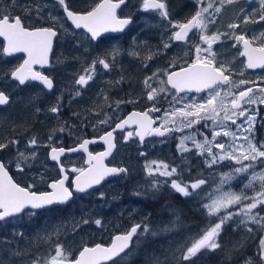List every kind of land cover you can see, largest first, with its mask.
I'll use <instances>...</instances> for the list:
<instances>
[{
	"label": "snow or ice",
	"instance_id": "1",
	"mask_svg": "<svg viewBox=\"0 0 264 264\" xmlns=\"http://www.w3.org/2000/svg\"><path fill=\"white\" fill-rule=\"evenodd\" d=\"M126 2L127 0H99L94 5H89V10L77 12L70 9L66 0H56L63 10V16L49 12L47 16L51 22L49 26L30 29L25 26L21 16L12 14L19 6L16 0H13L11 5L0 11V37L6 42V45L0 49V58L11 57L15 53H26L27 58L17 66L0 69V79L15 82L16 87L25 86L30 82H39L43 89L51 91L54 88L53 79L40 71H35L33 66L43 67L49 64L54 38L60 35L70 36L75 41L74 48L83 47L84 49L83 53L70 57L81 65V69L73 73L75 78L70 81V91L73 99L81 96L82 90L98 75V66L105 71H110L116 66L117 57L121 54V49L116 45L103 53L91 56L90 62H86L88 58L85 54L89 53V45L103 34L121 33L132 23L130 15L123 18L117 15V10L122 5H126ZM234 3H237V0H195L196 10L190 17L173 20L167 0H140V10L156 13L162 21L167 22L165 27L170 32V36L163 43V48H170L173 41L190 44V52L194 50V59L179 71L157 69L150 76H145L141 96L130 94L127 100L119 99L109 102L110 97L103 89L101 90L100 95L104 97V103L99 104L94 101L93 106L85 110L86 113H94L97 117H101L102 114L101 118L95 120L94 128L112 122L113 116L105 111V108H112L115 112L122 104L137 103L145 94L147 101L153 102V106L146 111H133L126 119L116 123L111 131L101 136L100 139L108 146L107 150L95 156L88 153L87 164L89 166L87 168L73 167L66 170L60 162L66 149L52 146V142L56 132L62 133L66 130L65 124H59L57 128L51 130L47 137V144H43L37 135H31L23 151L20 150L21 141L18 138L0 137V152L15 149V155L11 160H0V227H7L9 224L22 220L25 216L34 219L41 213L51 212L54 207L67 205L74 200L75 194H88L90 189L100 185L107 177L127 178L130 172L127 167H107L104 164V159L112 155L116 147L113 142V133L117 129L124 131L132 124L137 125L135 133L128 131L124 139L126 141L135 135L143 143L145 136L163 137L172 131L183 133L185 129H194L202 121L204 122L203 127L207 129L209 128L207 122L211 121L210 139L199 129H195L179 138L177 150L181 154L190 152L191 149L187 146V142L190 141L197 150L196 154L205 156L204 163L208 168L214 166L230 168L228 172L219 173V184L215 192H209L203 187L207 184V180L199 175L194 179L184 180L183 170L178 171V167H171L167 163L155 160L144 165L146 178L150 179L143 186L137 185L132 193L134 196H150L155 200L167 187L182 197H199L201 201L206 200L207 202L201 203V208L208 218V223L196 233L182 236L179 241H170L168 247L163 250L162 256H157L154 252L146 253L147 264H198L203 256L215 253L217 250L222 252L223 264H231L235 254L241 252L245 245L234 243L229 248L221 244L220 237L227 225L233 224V231L242 229L246 233L245 239L251 238L256 232L264 233V214H262L264 213V141L256 142L255 114H249V110L244 107L245 104L256 103L257 98L255 94L249 95L253 93L252 87L240 90L238 94L230 90L238 86L231 84L230 76L225 74L229 69L224 63H219L217 66L216 54L213 51L214 44L222 40H232L235 42L233 47L242 44L243 51L240 55L247 57V68L264 67V32L253 35L251 38L246 37L245 34L236 33L241 24H255L264 21V0H259L258 16L241 8L238 15L242 16V19L239 23H230L229 32L217 31L208 34L209 26L215 24L216 17L223 7ZM45 7H47L45 4L36 5L35 12L40 19H44L42 13ZM24 13L25 16H30L31 9L25 7ZM67 21L71 22V26H66ZM80 29L84 32L77 33L76 30ZM195 38H198V42ZM133 41L135 44V37ZM144 46L147 47L146 42ZM190 52L185 55H189ZM158 54L159 52L149 50L145 56L141 57L144 66L148 67L146 62ZM128 55L140 56V52L133 48ZM68 59L69 57L58 59L57 63H64ZM170 66L174 67L175 61ZM124 79L125 77L121 76L119 80L110 81L109 86L119 85ZM153 82L157 85L156 87L153 86ZM245 83L246 81H240L241 85ZM168 85L171 89H175L176 93L193 89L201 92L207 89V97L202 103L193 102L180 108L173 105L170 111L165 112L166 118L160 127H153L154 120L149 113L160 111L155 106V102L162 93L170 91ZM260 92L264 94V88L260 89ZM229 97H231L230 100ZM62 99L63 95L58 96L47 109V112L53 114V118L57 121H59L62 108ZM172 99L179 103L183 97L177 98L173 95ZM8 103L9 96L4 91H0V106ZM260 103H264V95L261 96ZM40 111V108H35V112ZM73 115L80 117V113H73ZM241 117L243 121L238 124L237 120ZM176 118H179V126L169 127L170 124H176ZM229 121L235 126L234 131L228 124ZM27 130L28 128L25 127V131ZM197 135L202 136L203 139H197ZM219 137L229 139L225 141L218 139ZM241 140L242 143L239 142ZM92 142L85 139L78 148H71L67 151L88 152V145ZM41 146L50 148L48 156L51 161L56 162L59 168L58 178L55 179L48 180L43 173H39L40 182L46 183L50 191L33 190L36 188L35 180L21 186L9 175V166L12 164L20 173L31 169L33 165L29 161L39 159L37 149ZM140 154L144 155V153ZM233 165L236 166L233 167ZM44 167L47 170L48 165L44 163ZM69 171L76 173L70 183ZM158 177L164 179L161 180ZM238 177L246 181L239 192L222 191L225 184H229ZM249 190L253 193L252 195H248ZM216 192L220 195H216ZM99 198L103 200L105 193L100 192ZM118 198V194L113 197V199ZM172 211L174 219L163 227L153 229L150 224L146 223L147 217H143L140 222H134L123 233L115 235L108 246L96 243L93 246L80 244L74 247V240L67 244L61 240V237L67 239L69 235H78L85 225L94 224L98 228H103L102 217L85 218L81 216L79 219L70 217L57 222H50L45 218L42 228L37 230L36 239L50 247L45 253L32 259L29 264H108V262L127 264L128 259L145 242L146 237H156L179 229L180 212L177 209H172ZM131 217L132 214L129 213V219ZM253 225L255 228L252 227ZM13 237L24 238L25 234L14 230ZM134 238L135 247H133ZM5 251L6 249L0 248V264H11L10 259L5 258ZM19 254V251L11 252L12 256ZM243 264H264V236H261L256 252L244 257Z\"/></svg>",
	"mask_w": 264,
	"mask_h": 264
},
{
	"label": "flooded vegetation",
	"instance_id": "2",
	"mask_svg": "<svg viewBox=\"0 0 264 264\" xmlns=\"http://www.w3.org/2000/svg\"><path fill=\"white\" fill-rule=\"evenodd\" d=\"M52 1V0H50ZM169 0H167L168 3ZM257 1V0H253ZM56 2V0H54ZM69 7L73 11L81 12L85 10H89V5H94L95 3L99 2V0H92L91 3L88 6H81L79 3H75V0H66ZM187 7L186 11L184 13H175L170 12L171 18L173 20H183L186 17H190L196 10V4L195 0H185ZM242 0H237V3L229 4L225 6V9L223 7L221 13L216 17L215 24H212L209 26L208 34H211L213 32H229L230 29H228V25L230 23H239V20L237 18V14L231 12V8L238 7L241 4ZM36 5L33 6L31 15L24 19L22 17L23 22L25 26L31 28L41 27V26H49L51 22L47 19V16L44 12L48 11V5L43 10V17L44 19H40L37 17L35 12ZM17 15V14H13ZM56 15L63 16V10L60 8V6L57 4V13ZM117 15L120 17H126L131 16L132 17V23L129 24L125 30L121 33H105L103 34L97 41L92 42L89 45V53H86L87 61L90 62L91 56H94L98 53H103L105 50L110 49L113 45L118 46L121 49V54L117 57V63L116 66L110 70L105 71L102 70L99 66L97 68L98 75L95 77L93 81L89 83V85L82 90L81 96L76 97L73 99L72 93L70 91V81L73 80L75 77L73 76V73L75 71H78L81 69V65L70 59L72 55L80 54L84 52L83 47L81 48H74L73 44L75 43L74 39L70 36H64L60 35L57 38H54L53 41V51L49 56V64L44 65L41 67L40 65H34L35 71H40L45 75L50 76L53 79L54 82V88L51 91H48L46 89H43V86L39 84V82H30L26 84L25 86H20L22 89V92L27 91L28 89L35 87L38 90L36 92H39L40 94V105L39 108H42L43 112H35L31 119V124H33V127L38 121H44V127L48 126L51 127L50 130L53 128H57L59 124H67L68 122H74L76 125H73L72 130L70 131L71 134H77V130L85 129L87 126V131L84 132V134L80 135L79 137L71 136L67 133V135L62 134L61 132H56L53 137L54 140L52 142V146L56 147H64L66 149L65 155L60 158V162L63 164L66 170H70L71 168H87L89 165L87 164L88 160V153H91L92 155H97L101 152H105L107 150V144L100 139L101 136H103L107 131H111L116 123H119L120 120L126 119L128 115H130L133 111H146L147 109L151 108L153 106L152 103H146L145 97L146 94L143 95L139 101L135 104H122L120 105L119 109H117L115 112H113L112 108H105V111L112 114L113 119L112 122L108 125H100L96 128L93 127V124L96 119H99L102 117H97L94 113H86L85 110L89 109L93 106V102L103 104L104 103V97L100 95L101 90L103 89L107 95L110 97L109 102L113 100H119L124 99L127 100L130 98V94L134 96H141V92L143 89V79L145 76H150L153 72H155L157 69H168V71H179L180 68L186 66L187 63H191L194 59V50L190 52L191 45L185 44L183 42H171L172 46L168 49L163 48V43L168 40V37L170 36V32L166 29V21H162L161 18L158 16V14L153 12H145L140 10V0H127L126 5H122L120 9L117 10ZM20 16V15H19ZM31 20V21H30ZM66 26H71V22L67 21ZM74 27V26H72ZM77 33H83L84 30H76ZM255 28L249 27L247 30H242L241 26L239 29L236 30L237 34H245L246 37L251 38L253 35V32H255ZM191 35V34H190ZM135 37V44L133 41V38ZM196 42H198V38H195ZM145 42L147 44V47H145ZM235 42L232 40H222L218 42L217 44L213 45V51L216 54V61L217 66H219V63H224L226 67H228L229 71L226 72V75L230 76V81L232 85H236L238 87L231 88L230 90L232 92H235L238 94L240 90L247 89L246 86H241L240 81H236L237 78L240 77V65L242 64L245 66V70L248 71L247 74H261L264 73V67H256V68H247V60L244 58V56L240 55V52L243 51L242 44H237L236 47H233V44ZM0 45L5 46L6 42L3 40L2 37H0ZM206 47V45H204ZM133 48H136L140 52V56H130L128 55V52L132 50ZM149 50L151 52H159L158 55H155L151 60H148L146 63L148 67L144 66V62H142L141 57L145 56ZM189 55H185V53H189ZM64 57H69L68 60H65L64 63H57L58 59H63ZM7 59V57H5ZM10 59H13V61L16 62L17 65L23 62L24 59L27 58L26 53H15L11 57H8ZM175 61V66L171 67L170 65ZM64 68L65 70V77L61 76V70ZM121 76H124L125 79L119 84L115 86H109L110 81L119 80ZM166 79V77H163ZM258 81V80H255ZM249 83V82H248ZM256 82L250 83L253 85ZM249 85V86H251ZM153 86L156 87L157 85L155 82H153ZM168 88L170 91L168 93H162L160 97L157 99L158 108L160 111L158 112H150V116L154 120L153 127H160L162 121V114L165 113L166 108L170 105H174L176 102L173 101L172 97L173 95H176L177 98L183 97L182 100H180L179 103H186L188 102V98H199L201 100H204L207 97L208 90L205 89L201 92H196L195 89L192 91L186 90L183 93H176L175 89H171V86L168 85ZM225 88H228V86H225ZM5 94L9 96V103L6 106H0L1 109L5 110L10 107H13L16 103L17 96H19V93H14L10 91H4ZM223 94V93H222ZM63 95V99L61 101L62 108L59 115V121L53 118V114L47 112L48 107L56 101V98L58 96ZM249 95H253V93H250ZM231 97H229V100ZM160 100V102H158ZM251 106V107H250ZM245 104L244 107L249 110V113L251 110L256 109V104L254 103L252 105ZM260 109L264 110V105H260ZM42 113H46V116H43ZM73 113H80V117L74 116ZM16 115H14V118H16L19 114V112H15ZM223 114V113H221ZM85 116L87 118H85ZM243 118V117H242ZM66 122V123H65ZM83 122H86L87 124H82ZM85 126L82 129H76V126L82 127ZM169 127H175V126H169ZM137 129V125L132 124L129 127H126L124 131H121L117 129L113 133L114 140L116 147L112 152V155L106 157L104 159V164L107 167H128L129 164L137 163L136 161H140L137 165H142V168H144L145 161L156 159V160H163V161H170L169 159L172 158V164H169L171 167H178V171L183 170V179L189 180L196 178L198 175L204 179L207 180V177L210 179V173H215V168H208L204 162L200 160L199 157H197L194 152L190 153H183L181 154L179 151H176V142L175 140H172L173 137L177 135V131H172L169 134H166L165 136H157V135H150L145 136L143 143L140 142L139 137L133 135V137L128 138L126 141L124 137L126 136L128 131H132L135 133ZM43 134L44 138L42 140L43 144H47V137L51 133L47 131ZM188 131V130H187ZM90 140L93 141L88 145V152H84L83 150H79L76 152H69L68 149L71 148H78L79 144L83 140ZM167 140H169L171 143L170 145L167 143ZM157 142V145L155 146L156 149H158V152H156L155 156L154 154H149L150 152L147 151L146 147L149 144ZM169 145V146H168ZM188 146V144H187ZM162 148H168L173 147L174 151L172 153L165 152L163 153L160 149ZM37 162L33 165L31 169H26L25 174L31 172L32 175L27 176L26 178L21 179L20 172L16 170L12 165L9 166V175L12 176L13 180L20 183L21 186H25L28 183H32L33 180L36 182V188L33 190L38 191H50L48 189L46 183H38V177L37 175L39 173H43L45 171V175L48 178V180L58 178V165L56 162L51 161L48 153L50 152L49 147L41 146L39 147ZM134 152L144 153V155H141V159L134 158L132 154ZM15 155V149H10L7 151L2 152V156L0 157V160L9 161L11 160ZM202 158V157H201ZM188 159L192 161L193 163L188 165ZM46 164L48 165L47 170L46 169H40V164ZM191 168V172L188 170ZM130 170V169H129ZM222 172H228L227 169H225ZM209 173V174H208ZM23 174V173H22ZM76 173H71L69 171V183L71 180L75 177ZM35 178H32V177ZM135 176V172H129V175L127 178L124 177H112L108 181H106L103 185L100 187L90 191L88 194H75L74 200L67 204V205H60L57 207H54V209L51 212H44L41 213V215L48 216V218L51 221H58L63 218V213L65 210H69L71 208H76L80 205L81 198L85 196L94 197L98 195L100 192L103 191H112L116 194H125L129 190H131L130 187L127 186H119L116 183L118 181L131 179ZM146 175L143 173H137L135 176V179L145 180ZM28 178V179H27ZM150 179V178H148ZM160 179V178H159ZM110 185H113V187L110 189ZM143 186V185H141ZM208 187V180L207 184L205 185V188ZM135 189L131 190L132 193ZM162 195L164 196H176L179 195L178 193H174L171 190H169L167 187L164 188ZM180 196V195H179ZM135 212V211H134ZM148 215L150 212H147ZM147 215V216H148ZM145 214H142L141 212L137 215H134L133 218L136 219L137 222H140V220L143 217H147ZM28 217H24L22 220L15 222L13 224H21L22 227L26 228V225L29 222ZM128 222V220H126ZM146 223L150 224L149 220L146 221ZM9 224V225H13ZM133 223H131L132 225ZM8 225V226H9ZM151 225V224H150ZM131 227V226H130ZM2 228V227H0ZM5 235L9 236V232H7L6 229H3ZM160 240L159 237H151L148 236L145 238V242L141 245L139 255L133 259L128 260L127 264H140V262H143L144 264H147V258L146 253H155L157 256H161L159 246H156L158 241ZM8 241L7 238H4V241L2 240V236L0 237V244L2 245V248L5 245V242ZM112 242V240H111ZM111 244V243H110ZM109 244V245H110ZM153 245L152 248H150V245ZM104 245V244H102ZM108 246V245H104ZM133 247H135V238L133 242ZM145 247H149L145 249ZM145 249V250H144ZM149 251V252H147ZM5 254V253H4ZM8 257H10L11 262L19 261L17 256H12L11 253L8 254ZM29 262L32 260L33 256L32 254L28 255ZM108 264H112V262H108Z\"/></svg>",
	"mask_w": 264,
	"mask_h": 264
},
{
	"label": "rangeland",
	"instance_id": "3",
	"mask_svg": "<svg viewBox=\"0 0 264 264\" xmlns=\"http://www.w3.org/2000/svg\"><path fill=\"white\" fill-rule=\"evenodd\" d=\"M92 0H75V3H79L81 6H88L91 3ZM16 2L18 3V7L15 9V11L12 14H17L20 15L22 17H24V19L26 20V18H28L29 16H25L24 13V8L28 7L29 9H31V13H32V9L33 6L37 5V4H45L48 5V11H45L44 13L46 15H48L49 12H51L53 15H56L57 13V3L54 2V0L50 1V0H16ZM13 3V0H0V11H3L5 9L6 6L11 5ZM239 5L238 7L235 6V8L229 6L231 8V12L235 13V14H239V11L241 8L245 9L246 12H251L253 13L255 16L259 15V0L257 1H253V0H242L241 4H237ZM168 6H169V11L170 12H175V13H184L186 11V7L187 4L185 2V0H169L168 1ZM225 9V6H224ZM9 11H11V9H9ZM238 20L240 21L242 19V16L238 15L237 16ZM31 21V20H30ZM254 27L255 28V32H253L252 35H258L259 33L264 32V21H261L259 23H255V24H241V29L242 30H247L249 27ZM0 49H2V46L0 45ZM17 66L16 62L13 61V59H10L7 57V59L5 57L0 58V69H6V68H10V67H14ZM248 71L245 70V66H243L242 64L240 65V77L236 79V81H246L245 84L241 85V86H246L248 87H252L253 88V94H255V97L257 98V102L256 104V109L255 110H251L249 114H255V139L256 142L259 143L261 141H264V110L260 109V105H264V103H260V98L262 95L260 92V89L264 88V73L261 74H247ZM61 76L65 77V70L64 68H62L61 70ZM258 80V81H255ZM249 82V83H248ZM252 82H256L253 85H251L250 83ZM251 85V86H249ZM36 90H38L35 87H32L30 89H28L25 92H22V89L20 87H16L15 82H11L5 79H0V91H10V92H14V93H19V96H17V99L15 101V105L13 107H10L8 109H1L0 108V137L3 136H7L8 138H18L21 143L19 145L20 150L23 151L24 150V145L27 141V139L35 134L37 135L41 142L44 138L43 134L46 132V129H48L47 131L51 132V127H44V121H38V123H36L33 127V124H31V119L34 115V110L35 108H39L40 105V94L39 92H36ZM146 99V97H145ZM31 101V102H30ZM146 103H152L150 101H147V99L145 100ZM160 102V100L158 101ZM193 102L196 103H202L204 102V100H201L199 98H188V102L186 103H175L174 106L176 108H180L183 107L185 104H191ZM253 106V104H251ZM155 106L158 107V103L155 102ZM173 105H170L169 107L166 108V111H170L171 107ZM250 106V105H249ZM251 107V106H250ZM42 111V108H40ZM165 111V112H166ZM15 112H19L18 116L16 118H14ZM43 116H46V113H42ZM223 115V114H221ZM165 113L162 114V119L161 121H163L165 119ZM235 118V117H234ZM243 121V118H239L237 120V123L240 124ZM203 121L201 122V124H198L195 126L194 129L190 130V129H185L183 133L177 131V135L175 137L172 138V140H175L176 142V151L177 150V144L179 143V138L182 135H186L188 134L190 131H193L195 129H199L200 132H203L205 135H207L209 137V139L211 138V121H208L207 123L209 124V128L205 129L203 127ZM82 124H87L86 122H83ZM228 124L232 127V130H235V126L231 125V121L228 122ZM76 125L74 122H68L67 124H65V131L62 132V134L67 135L70 134L71 136L74 137H79L80 135L84 134L85 131H87V128H89L88 126L85 129V126L82 125V127H78L76 126V129H82V130H77L76 133L77 134H71L70 131L68 130H72V126ZM169 126H175L178 127L179 126V118H176V124L175 125H169ZM25 127L28 128L27 131H25ZM246 127V125H245ZM15 129V130H13ZM188 130V131H187ZM197 139H203L202 136L197 135ZM218 139L220 140H228L229 138L227 137H219ZM54 140V137H53ZM170 141L167 140V143L170 145L171 143H169ZM239 142H243L242 140ZM188 147L191 149L190 152H194V154L200 158V160L202 162H204L205 160V156H199L197 155V150L195 149V147L192 145V143L189 141L187 142ZM157 145V142L149 144L146 149L147 151H149V154H156V152H158V149L155 148V146ZM168 145V146H169ZM161 151L163 153L168 152V153H172L174 151L173 147H168V148H162L160 147ZM39 148L37 149V154L39 152ZM215 151V149H214ZM188 152V153H190ZM2 156V152H0V157ZM39 156V155H38ZM132 156L134 158H139L141 159V156L138 152H134L132 154ZM202 157V158H201ZM162 161L164 163L167 164H172V158H170L169 162L168 161H163V160H156L151 159V160H146L145 164L150 162V161ZM37 162V160L35 161H29V163H35ZM137 163L133 164H129L128 167L130 169L131 172H135V176L137 173H143L146 175L144 168H142V165H137L138 163H140V161H136ZM46 163V162H44ZM193 163L192 161H190L188 159V165ZM227 164V162H225ZM12 166L15 168V165L12 164ZM236 165H233V167H235ZM40 169H45L44 164H40L39 165ZM213 168H215V173H208L211 177L209 179V177H207L208 180V191L211 190L210 192H215V189L217 187V185L219 184V173H221L222 171H224L225 169H227V171L230 170L229 167L225 166V167H220V166H214ZM259 170V169H257ZM191 172V168L188 170V172ZM45 171H43V174ZM21 175V179L24 180V178H26L29 175H32L31 172L25 174V173H20ZM46 176V175H45ZM135 176L132 177L131 179H126V180H122V181H118L116 184L119 186H127L130 187L131 190L137 188V185H145L148 183V178H145V180H140V179H135ZM37 177L39 178V174L37 175ZM146 177V176H145ZM32 178H35L34 176ZM161 180L164 179L163 177H158ZM28 179V178H27ZM188 179H190V177H188ZM38 183H41L40 180L38 179L37 181ZM246 182L242 177H238L234 180H232L229 184H225L223 186L222 191H236L239 192L241 190V188L243 187V183ZM213 186V188L211 187ZM113 187V185H110V189ZM205 188V186H203ZM129 190L128 192H126L124 195L118 194L119 198L118 199H113L114 196H116L117 194L110 191H103V193H105V198L102 200L99 198V194L94 196L93 198L90 196H85L83 198H81L80 200V205L76 208H71L69 210H65V212L63 213V218L62 219H69L70 217H75L77 219H79L81 216L88 218L89 216L93 217V218H100L102 217L104 220V227L103 228H98L96 225L94 224H90V225H85L83 227V229L79 232L78 235L72 236L69 235L67 237V239H65L64 237H61V240L64 243H69L70 241H75V245H80V244H87L88 246H93L96 243H100V244H104V245H109L111 243L112 238L117 235V234H121L123 233L126 229L130 228L131 223L137 222L135 218H133L134 215H137L138 213H142L144 214L147 210V207H145V201L144 198L145 197H138V196H134L132 194V191ZM216 195H220L219 192L215 193ZM253 193L251 192V190H249L248 195H252ZM161 196V195H160ZM149 200L152 199L150 196L148 197ZM188 200V197H187ZM207 202V201H206ZM146 208V210H145ZM135 211V212H134ZM121 213H123V215H121ZM129 213L132 214L131 219H129ZM264 214V213H262ZM152 216V213H150L147 216V221L149 220L151 227L153 229H157L160 228V225L158 226V223L160 224L161 222V216L156 218L153 222L150 221V217ZM45 218H47L50 222H57V221H51L48 216L45 215H39L34 219L29 220L28 224L25 227H22V223L21 224H13V225H9L7 227H2L0 228V237L2 236V240L4 241V238L6 237L8 241H10L11 243H7L5 242V245L3 247V249H6V251L4 252L5 254V258L10 259V257H8V254H10L11 252H16L19 251L20 254L16 255L19 261H15V262H11V264H29V257H27V254L30 255L32 254L34 259L37 255H40L42 253H45L47 251V249L50 247V245L48 244H44L40 241H38L36 239V233L37 230H39L40 228H42L43 224H44V220ZM164 219V218H163ZM126 220H128V222H126ZM253 228H255V226H252ZM234 228L233 224H229L225 227V230L222 232L221 237H220V242L222 245H224V242L227 239H230L231 235L234 233V231H232V229ZM3 229H6L7 232H9V235L11 238H9V236L5 235ZM20 231L23 232L25 234L24 238H20V237H13V231ZM236 232L240 233V230H236ZM164 234H160L156 237H159L160 240L158 241V243L156 244V246H159L160 249V254L161 256L163 255V250L165 248L168 247V244L170 241H179L181 239L182 236H186L188 235V230L186 231V233L184 234H180L179 236H173V237H169V235L167 236H162ZM261 236H264V233L261 232H256L253 236L254 239H258L260 240ZM53 243H55V239H53ZM152 244L149 246L150 248H152ZM163 246V247H161ZM141 247V246H140ZM139 247V249H140ZM149 247H145V249L149 248ZM0 248H2V245L0 244ZM27 249V251H25ZM139 249L136 250L135 254L132 255L128 260H133L135 259L138 255L139 252H141ZM144 249V250H145ZM221 251V250H219ZM149 252V251H147ZM78 254V253H76ZM208 258V254L206 256H203L199 261L198 264H204L203 262L206 261ZM210 261L208 259L207 262H205V264H209ZM140 264H144L143 262H140Z\"/></svg>",
	"mask_w": 264,
	"mask_h": 264
},
{
	"label": "trees",
	"instance_id": "4",
	"mask_svg": "<svg viewBox=\"0 0 264 264\" xmlns=\"http://www.w3.org/2000/svg\"><path fill=\"white\" fill-rule=\"evenodd\" d=\"M213 188V186H211ZM208 191V187L205 188ZM211 190H209L210 192ZM145 207H147L145 216L148 215L147 212L152 213L150 217V221L153 222L156 218L161 216V222L158 223V226L163 227L168 224L171 220L174 219V213L172 209H177L181 215L180 227L177 231L166 233L162 236L173 237L179 236L180 234L186 233L188 230V234L196 233L201 228H203L208 223V218L204 215L203 209L201 208V203L206 202L201 201L199 197H182L179 195L176 196H164L161 195L157 199L153 200L148 197L144 198ZM164 218V219H163ZM233 231V229H232ZM246 233L240 229V233L234 231L231 235L230 239H227L224 242V245L231 248L234 243H243L245 246L241 249V252H237L231 261V264H243V259L246 256L253 255L256 252L257 245L259 244V238L254 239L253 236L251 238L245 239ZM209 264H223L224 257L222 252L217 250L215 253H209L208 258Z\"/></svg>",
	"mask_w": 264,
	"mask_h": 264
},
{
	"label": "water",
	"instance_id": "5",
	"mask_svg": "<svg viewBox=\"0 0 264 264\" xmlns=\"http://www.w3.org/2000/svg\"><path fill=\"white\" fill-rule=\"evenodd\" d=\"M246 59H247V57H246ZM260 68H262V67H260ZM191 91H192V90H191ZM110 178H112V177H111V176H110V177H107L104 181L101 182L100 185H96V186H94L93 189H90L89 192L92 191V190H94V189H96V188H98V187H100V186L103 185L106 181H108ZM79 195H82V194H79ZM71 202H72V201H71ZM71 202H69V203H71ZM69 203H68V204H69Z\"/></svg>",
	"mask_w": 264,
	"mask_h": 264
},
{
	"label": "bare ground",
	"instance_id": "6",
	"mask_svg": "<svg viewBox=\"0 0 264 264\" xmlns=\"http://www.w3.org/2000/svg\"><path fill=\"white\" fill-rule=\"evenodd\" d=\"M7 95V94H6ZM4 106H6V105H4Z\"/></svg>",
	"mask_w": 264,
	"mask_h": 264
}]
</instances>
